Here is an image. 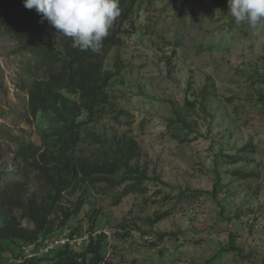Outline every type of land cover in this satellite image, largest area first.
Returning a JSON list of instances; mask_svg holds the SVG:
<instances>
[{
    "label": "rangeland",
    "instance_id": "rangeland-1",
    "mask_svg": "<svg viewBox=\"0 0 264 264\" xmlns=\"http://www.w3.org/2000/svg\"><path fill=\"white\" fill-rule=\"evenodd\" d=\"M132 22L75 156L109 159L129 140L138 155L131 172L77 181L62 204L83 206L51 237L66 230L81 252L103 234L104 264H264V24L237 23L210 0H137ZM42 74L0 29V171L17 170V150L49 128L28 107ZM141 174L142 191L116 204ZM26 189L44 191L33 173ZM20 246L5 243L0 264H21Z\"/></svg>",
    "mask_w": 264,
    "mask_h": 264
},
{
    "label": "trees",
    "instance_id": "trees-1",
    "mask_svg": "<svg viewBox=\"0 0 264 264\" xmlns=\"http://www.w3.org/2000/svg\"><path fill=\"white\" fill-rule=\"evenodd\" d=\"M210 1L228 9L227 2ZM136 5L137 0H120L121 15L97 54L73 48L71 38L59 34L35 9H26L23 0H0V29L17 43L19 53L30 54L43 69L42 76L28 90V107L33 116H44L49 123L47 130L39 132L40 145L28 144L17 150V170L0 171V250L7 242L19 241L22 246L47 239L66 227L84 201L78 197L66 208L63 198L80 179L102 181L122 170L131 172L130 162L138 155L134 141L118 146L113 157L102 161L79 160L75 151L82 141L83 127L92 123L108 103L106 90L115 72L106 68L105 61L113 48L122 45L128 27L134 28ZM32 173L44 189L40 194H29L26 189ZM144 180V175L138 176L115 203L128 194L141 192ZM165 217L167 214L156 216L149 223ZM164 237L162 234L160 239ZM105 240L103 234L89 236L81 252L65 245L21 264H104Z\"/></svg>",
    "mask_w": 264,
    "mask_h": 264
},
{
    "label": "clouds",
    "instance_id": "clouds-1",
    "mask_svg": "<svg viewBox=\"0 0 264 264\" xmlns=\"http://www.w3.org/2000/svg\"><path fill=\"white\" fill-rule=\"evenodd\" d=\"M23 4L71 38L73 48L97 54L122 11L120 0H23ZM228 10L237 23L253 28L264 24V0H228Z\"/></svg>",
    "mask_w": 264,
    "mask_h": 264
},
{
    "label": "built area",
    "instance_id": "built-area-1",
    "mask_svg": "<svg viewBox=\"0 0 264 264\" xmlns=\"http://www.w3.org/2000/svg\"><path fill=\"white\" fill-rule=\"evenodd\" d=\"M79 244L78 239L75 236H70L65 230L64 233L57 237H49L47 239H39L36 242L22 245L20 248L21 260H29L34 258H40L49 255L57 248L69 245L70 248L73 245ZM75 249V247H73Z\"/></svg>",
    "mask_w": 264,
    "mask_h": 264
}]
</instances>
